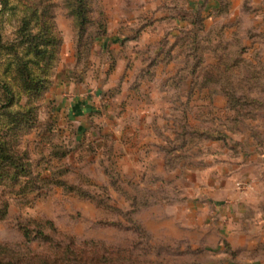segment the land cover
Here are the masks:
<instances>
[{"label":"rangeland","instance_id":"1","mask_svg":"<svg viewBox=\"0 0 264 264\" xmlns=\"http://www.w3.org/2000/svg\"><path fill=\"white\" fill-rule=\"evenodd\" d=\"M256 4L0 0V264H264ZM70 86L98 91L99 119H155L157 140L74 137ZM214 180L235 200L193 187Z\"/></svg>","mask_w":264,"mask_h":264},{"label":"crops","instance_id":"2","mask_svg":"<svg viewBox=\"0 0 264 264\" xmlns=\"http://www.w3.org/2000/svg\"><path fill=\"white\" fill-rule=\"evenodd\" d=\"M251 12L253 13L251 15V20H255L254 26H259V28H264V0H257V4L251 9ZM251 25H249L250 27ZM171 67V66H170ZM168 67L167 69H164V73H167L168 76L170 74L174 73V69ZM170 72V73H169ZM166 75V76H167ZM72 86V85H71ZM70 88H64L60 89V91L66 93L68 92V95L71 97L70 99H64L62 96H58L59 99L58 102L62 104V111H66L67 119L65 120L66 123L63 124H72L71 128L74 129L75 132L74 137H94L97 134L103 137L104 134L111 135L112 132L114 133V140L121 141V147L123 146L122 140H126V137H131V140L135 139H142L146 140L149 136L154 137L156 140V136L153 134V131L151 130V126L154 125L155 119H99L96 116V112L98 110V103H94L92 101H96L99 97L98 91L88 92L85 89L76 90L73 91L72 87ZM71 91V92H70ZM165 93V91H164ZM63 95V94H62ZM120 100H122L123 95H121ZM110 108H107L105 110L104 114H107V111H109ZM103 117V116H102ZM150 122L152 124L150 125ZM74 134H72L73 136ZM144 137V138H142ZM155 140V141H156ZM143 144V143H142ZM141 145V144H140ZM140 145L135 146L133 143L130 145L131 152L130 156L132 154H135L136 150H139L138 148ZM147 148V147H146ZM258 155H260L258 153ZM249 162L251 163L253 158V154L250 155ZM264 158V156L262 157ZM262 163L264 162V159H261ZM258 161V160H257ZM248 163V162H246ZM249 163V164H250ZM203 184V185H202ZM186 185V184H185ZM184 185V186H185ZM196 189L208 187V188H218L214 194V197H218L221 194L219 192H223L225 190L226 196L230 198L232 201L236 198V193L232 189V183L231 181H225L222 180H214L213 182H207V184H204L203 182H199L194 184ZM221 187V188H220ZM231 188V190H229ZM213 190V189H212ZM246 205H253L252 201L246 202ZM263 218V217H262Z\"/></svg>","mask_w":264,"mask_h":264},{"label":"trees","instance_id":"3","mask_svg":"<svg viewBox=\"0 0 264 264\" xmlns=\"http://www.w3.org/2000/svg\"><path fill=\"white\" fill-rule=\"evenodd\" d=\"M42 43H43L42 45H44L46 47L51 42H48V40H46V41H43ZM37 56L39 58L38 61L36 60L37 65H38V63L41 62V54H37ZM45 59H48V58H45ZM21 69H22V71L23 70L26 71V77L25 78H26V80H28V84L26 86V90H28V91H37L40 88H42V85H41L42 84V80L41 79H33L32 75L30 74V72L26 69V66L25 67H21ZM4 89H5L6 92H10V90L7 87H4ZM2 151H4V149H0V159L4 158V154H3ZM18 169L22 173V175H20L21 177L22 176L27 177V178L29 177V172L27 170H24L23 168L22 169L18 168Z\"/></svg>","mask_w":264,"mask_h":264}]
</instances>
